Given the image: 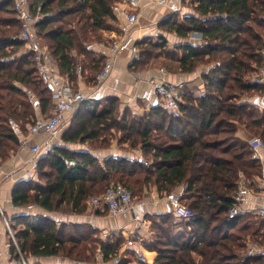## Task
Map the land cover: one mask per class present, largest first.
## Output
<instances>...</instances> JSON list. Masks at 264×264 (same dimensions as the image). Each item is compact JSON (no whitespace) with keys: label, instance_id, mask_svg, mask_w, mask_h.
<instances>
[{"label":"trees","instance_id":"obj_1","mask_svg":"<svg viewBox=\"0 0 264 264\" xmlns=\"http://www.w3.org/2000/svg\"><path fill=\"white\" fill-rule=\"evenodd\" d=\"M115 1L29 0L32 10L38 7L41 14L36 24L38 38L68 80L77 67L80 74L86 67L85 78L95 82L105 57L91 45L101 41L108 19H115ZM194 1L200 15L214 16L216 26L204 30L199 19L190 16L181 21L169 18L167 28L179 36H186L190 30L203 32L205 44H181L179 52L168 49L164 38L136 41L137 65L148 64L159 54L188 72L201 63L219 62L202 75L201 93L197 87L186 86L180 116H171L155 104L147 115L119 121L122 137L140 143L151 163L121 158L100 165L93 157H67L53 146L51 153L40 158L39 167L41 172L58 175L59 183L50 188L33 187L32 192L14 190V205L59 210L71 204L73 210L83 212L90 194L106 187L111 179L122 181L130 190L149 183L166 193L182 188L181 198L194 215L177 222L167 213L151 221V237L145 245L155 251L152 264L261 263L260 257L243 254L249 244L264 246V218L251 212L229 217L227 211L234 201L239 173L251 185L261 174L259 161L251 155L249 139L237 131L242 126L251 137L259 136L264 141V107L249 100L256 93H264V83L248 81L261 64L264 0ZM19 31L12 0H0V162L18 146L17 129L23 135L28 132L35 116L33 99L42 116L49 114L53 104ZM64 157L73 159L74 165H66ZM12 220L16 221L12 228L21 256L12 240L9 250L17 264H22L21 258L29 264L30 257L59 254L90 260L96 249L102 259L108 260L117 256L124 242L117 234L102 238L89 224H57L44 214L20 213ZM178 223L181 229L175 230ZM125 262L122 258L117 264Z\"/></svg>","mask_w":264,"mask_h":264},{"label":"crops","instance_id":"obj_2","mask_svg":"<svg viewBox=\"0 0 264 264\" xmlns=\"http://www.w3.org/2000/svg\"><path fill=\"white\" fill-rule=\"evenodd\" d=\"M195 4L194 0H164L162 3H159L158 0H140V16L133 25L135 40L144 37H149L152 40L164 38L168 49L179 52L178 46L181 44H205L206 39L203 32L190 30L186 36H179L174 30L167 28L166 21L169 18L181 21L190 16L197 17L204 30L215 27L217 23L214 21V16L200 15L194 7ZM113 13L115 19H108L107 28L102 31L103 40L91 45V49L103 54L104 57L108 53L111 33L117 30L118 24L121 22V17L116 12L113 11ZM155 57H161L163 62L154 63L155 60L151 59L148 64L145 63L142 66L137 65L136 59L132 58L128 52H120L114 59L108 78L97 87H94V83L85 78L88 71L86 67L83 74L76 70L72 73L69 82L76 90L84 93L85 98L71 110L63 113L54 136L48 137L46 133H39L33 137V141L43 143L49 140L52 146H57L67 157L79 159L93 157L100 165L106 161L121 158L131 162L151 163L152 159L147 158L140 143L134 144L128 138L122 137L119 121L123 118L138 119L150 113L152 106L158 103L152 86L154 78L162 77L171 82L183 81L189 88H199L203 82L202 75L207 73L211 63L198 64L193 71L188 72L180 70L176 67L174 60L164 58L161 54ZM48 59L55 71L67 78L64 76L65 74L60 73L50 55ZM160 68L163 69V72L160 71ZM249 100L264 107V93H256ZM33 103L35 108H38L35 98ZM35 112L38 114L36 117L41 116L38 110ZM113 121H117L118 126L114 125ZM237 134L242 138H251V135L242 126L238 127ZM17 135L19 137L18 146L11 151L6 160L0 162V208L3 214H0V264H17L11 258L10 246H7L11 239L5 228L4 217L9 224L12 222V225H15L16 221L12 218L20 213L44 214L54 219L57 224L60 222L89 224L101 230L105 237L120 234L124 238L117 256L112 259H102L99 252L95 254L92 261L75 260L59 254L30 257L29 264L36 262L42 264H117L118 260L122 258L126 259L125 264H139L137 255L140 254L141 248L138 243L139 235L136 232V227L141 222L144 224L146 234H143L142 238L146 243L151 237L152 220H158L161 214L167 213L174 219L171 214V201L167 198L169 192L158 191L154 183L143 184L141 188L131 189L134 195L133 208L117 216H110L104 208L92 213L88 205L83 212L73 210L71 204L64 205V209L59 210H46L38 205L24 207L14 205L11 197L14 190L30 189L32 192L33 187L50 188L60 181L58 175L46 171H42L40 176L34 179L26 177L24 167L32 153L28 145L22 143V140L27 137V133L23 135L17 129ZM243 205L247 209L258 208L264 205V196L254 190L245 198ZM179 224L175 230L181 229ZM146 250L147 260L149 264H152L155 251ZM25 263L28 264L26 261Z\"/></svg>","mask_w":264,"mask_h":264},{"label":"built area","instance_id":"obj_3","mask_svg":"<svg viewBox=\"0 0 264 264\" xmlns=\"http://www.w3.org/2000/svg\"><path fill=\"white\" fill-rule=\"evenodd\" d=\"M163 1L158 0L159 3ZM12 2L16 18L20 22L19 38L24 41L25 50L33 54L36 72L43 85L49 89L53 99L49 114L35 117L28 127L27 137L22 140V143L28 145L32 153L25 164L24 174L26 177L34 179L41 174L39 167L40 158L51 153L53 146L49 140L43 143H36L33 141V137L39 133H46L48 137L54 136L63 113L71 110L86 95L76 90L67 78L59 75L51 66L48 59V48L45 43L39 40L37 35L36 24L41 18L39 8L32 10L29 0H12ZM112 10L121 17V22L118 24L117 30L111 33V38L108 42V53L96 73L94 87L101 85L108 78L114 59L120 52H128L134 59L139 56L136 40L133 36V25L140 16V0H116L112 4ZM259 54L261 56V64L248 77V81L252 84L264 83V44L259 49ZM218 64V61L211 62L209 69L214 68ZM77 71H80V67H77ZM160 71L163 72V69L160 68ZM152 86L158 99L157 104L163 106L169 115L180 116V104L186 89L185 82H171L158 77L152 80ZM202 91L203 82L201 87H199V92L201 93ZM249 146L252 157L257 159L261 165V174L253 179L251 185L245 175L242 172L239 173L234 201L227 211L229 217L251 212L264 218V205L254 209H247L243 205L245 198L252 194L254 190L264 196V141L259 136H252L249 138ZM63 160L68 166L74 165L73 159L64 157ZM182 192L183 189L179 188L167 194V198H169L172 205L171 214L174 219L179 221L189 219L194 215V212L183 202L181 198ZM87 202L92 213L104 208L110 216H117L133 208L134 195L123 183L111 182L99 195L90 196ZM0 214L3 215L1 208ZM4 224L10 239L20 254L11 226L5 217ZM136 232L139 235L138 243L141 248L140 254L137 255V262L139 264H149L146 257L145 240L142 238L143 234H146V228L142 222L136 227ZM7 246H10V243ZM243 255L258 256L261 258V263L259 264H264V246L262 245L249 244ZM21 259L22 264H26L24 259Z\"/></svg>","mask_w":264,"mask_h":264},{"label":"rangeland","instance_id":"obj_4","mask_svg":"<svg viewBox=\"0 0 264 264\" xmlns=\"http://www.w3.org/2000/svg\"><path fill=\"white\" fill-rule=\"evenodd\" d=\"M90 38H93V39H94V37H91V36H90ZM90 38H89V39H90ZM100 38H101L100 40L102 41V40H103L102 33H101V35H100ZM90 40H91V39H90ZM101 41H100V42H101ZM152 59L155 60V61H153L154 63H155V62H156V63H158V62H159V63H160V62H163V60L161 59V57H158V58H157V57L154 56ZM36 107H38V106H36ZM36 110H38V111H39V114L42 115V113L40 112V108H39V107H38V108H35V111H36ZM48 112H49V111H48ZM45 114H47V112H45L44 115H45ZM36 115H38V114H36V112H35V116H34L33 118H35ZM29 123H30V122H29ZM29 123L26 124V127L29 125ZM46 172H47V171H46ZM48 173H50V171H48ZM110 182H111V181H110ZM112 182H116V180L113 179ZM120 182L122 183V181H120ZM104 187H105V185L102 186V187L99 189V191H95V192H93L92 194H90V196L99 195V194L103 191ZM90 196H89V197H90ZM89 197H88V198H89ZM87 205H89V204L87 203ZM10 226H11V228L13 227L12 224H10ZM97 229H98V228H97ZM12 232H13V228H12ZM103 234H104V233H103L101 230L98 229V235H100L102 238H105V236H104ZM119 235H120V234H119ZM97 252H98V250L95 251V254H96ZM92 260H94V259H90V260L88 259L87 261H92Z\"/></svg>","mask_w":264,"mask_h":264}]
</instances>
